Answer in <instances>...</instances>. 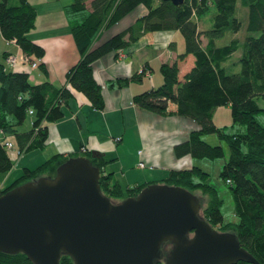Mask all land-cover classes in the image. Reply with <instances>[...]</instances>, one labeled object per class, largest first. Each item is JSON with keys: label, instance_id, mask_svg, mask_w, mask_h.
<instances>
[{"label": "trees", "instance_id": "obj_1", "mask_svg": "<svg viewBox=\"0 0 264 264\" xmlns=\"http://www.w3.org/2000/svg\"><path fill=\"white\" fill-rule=\"evenodd\" d=\"M239 1L248 11V24L243 34V23L236 17ZM10 2L0 0V33L6 41H15L27 56L44 58V49L28 36L36 25L37 9L30 0H19L17 4ZM141 5L147 8V13L132 28L94 46L103 29H110ZM211 10L216 12L212 27L204 30L200 22ZM65 13L80 52L78 63L67 72V85L57 88L49 81L33 85L27 72L11 71L5 63H0V132L18 141L21 153L43 147L49 134L46 124L64 118L62 105L74 96L69 85L85 94L96 110L105 108L103 86L96 82L93 72L94 63L101 57L121 50L145 33L180 31L185 39V52L177 56L176 62L161 66L164 80L161 86L135 95L133 103L162 116L170 115V108L175 106L178 115L197 123L198 128L191 132L189 139L176 146V155L180 157L223 159L222 146L207 143L203 139L205 134H216L220 141L228 143L230 156L220 178L233 196L236 220L224 218L221 208L224 199L218 188L209 183L211 175L200 166L171 170L160 182L207 197L205 202L202 200L201 217L220 232H234L241 247L264 264V125L257 119L259 114L264 115V109L257 101L258 98L264 100V0H185L182 5L165 0H73L65 6ZM231 34L241 36L229 39ZM202 36L207 41L206 46ZM235 52L241 55V71L229 75L223 65ZM8 55L4 53L3 57ZM188 55L196 57V62L181 81L179 62L186 60ZM41 68L46 72L44 65ZM129 82L123 79L119 81V87ZM223 106L232 110L234 132L228 131L227 127L219 128L213 121L216 110ZM31 109L34 111L33 128L28 133L20 132L17 127L27 120ZM90 159L101 169L108 162L99 153ZM66 161L55 156L35 170L25 169L19 180L0 188V195L42 176L54 177L56 169ZM13 167L10 152L0 138V174L8 175ZM100 180L101 191L114 203L138 196L148 186L124 190L112 174L103 171ZM60 263L74 264V261L64 255ZM0 264L34 262L24 253L8 255L0 251ZM236 264L249 263L240 261Z\"/></svg>", "mask_w": 264, "mask_h": 264}, {"label": "crops", "instance_id": "obj_2", "mask_svg": "<svg viewBox=\"0 0 264 264\" xmlns=\"http://www.w3.org/2000/svg\"><path fill=\"white\" fill-rule=\"evenodd\" d=\"M72 2L73 0H30L31 5L37 9L38 16L36 25L28 36L44 49L45 56L30 57L31 62L37 61L39 64L35 69L30 63L23 62L12 69L7 65L4 53L18 56L25 53L15 44H9L0 33V63H5L11 71L27 72L33 85L49 81L57 88L66 86L67 72L80 58L70 30V19L65 13V6ZM146 13L147 8L141 5L110 29H103L94 46L98 47L111 37L132 28ZM201 39L206 46V39L203 36ZM182 41L179 31L145 33L121 50L101 57L94 63L93 72L96 82L103 86L105 108L102 111L96 110L85 94L69 85L74 96L62 105L64 118L46 124L49 134L43 147L23 151L17 154L16 159L11 156L14 167L3 185H12L22 177L25 169L35 170L52 157L68 160L85 156L90 159L94 152L102 154L108 160L102 171L112 174L113 179L124 190L139 185L160 184L171 170L198 166L195 164L196 159L190 155L180 157L175 152L176 146L187 141L191 132L198 128L196 122L178 115L175 106L170 108V115L162 116L141 109L133 103L135 95L156 89L164 83L160 68L163 64L176 62L177 56L185 52L180 51ZM229 60L230 58L226 62ZM195 62L196 57L193 55H188L186 60L179 62L181 81L185 80V75L193 69ZM41 65L45 66L46 72ZM123 79L130 82L121 88L119 81ZM33 115L29 114L32 118L30 128L27 131L19 130L20 132L28 133L32 130ZM213 121L220 127L216 114ZM232 123L233 121L230 124ZM9 137L18 150V141ZM140 164H144V167H140Z\"/></svg>", "mask_w": 264, "mask_h": 264}, {"label": "water", "instance_id": "obj_3", "mask_svg": "<svg viewBox=\"0 0 264 264\" xmlns=\"http://www.w3.org/2000/svg\"><path fill=\"white\" fill-rule=\"evenodd\" d=\"M55 172L0 195L1 252L24 253L34 264H61L64 255L74 264H158L172 245L165 264H261L234 232L201 217V198L186 188L149 184L114 203L88 157H72Z\"/></svg>", "mask_w": 264, "mask_h": 264}, {"label": "rangeland", "instance_id": "obj_4", "mask_svg": "<svg viewBox=\"0 0 264 264\" xmlns=\"http://www.w3.org/2000/svg\"><path fill=\"white\" fill-rule=\"evenodd\" d=\"M10 3L17 4L19 3V0H11ZM236 11H237L236 17L238 18L239 21L243 23V29L241 30V33L243 34V31L246 29V26L248 24L247 22L248 11L241 4L240 1L237 4ZM215 14L216 12L214 10H211L207 13V15L203 16V19L200 22L202 29L208 30L212 27V24H213L212 20ZM179 35L181 36L183 40L182 41L183 43L180 45L181 46L180 51H184L186 50L185 39H184V36L180 33V31H179ZM234 36H236L237 38V37H240V34L239 35L231 34L230 38H233ZM240 56H241L240 52H235L234 54H232L230 60L223 65L226 68L227 74L231 75V73H239L241 71V65H239ZM257 101H258L259 106L264 109V100L262 98H258ZM215 114L217 116V121L220 124L219 128L227 127L228 131L234 132L235 128L234 129L231 128L233 123L232 125L230 124L233 121L232 120V110L230 109V107L223 106L222 108H219L218 111L216 110ZM31 119L32 118H30V116L28 115L27 120L24 123H22L20 126H18V130L27 131V129L30 128ZM257 119H259V121L264 125V115L263 114H259ZM203 139L207 143H210L211 145L222 146L225 156L223 159L214 160V161L208 160V159H203V160L196 159L195 164L200 166L202 169H204L206 172H208L211 175L209 183L218 188L220 197L224 199V203L221 206L224 218H226L227 221H235L236 218L234 217L233 196H231L229 186H227V184L225 185L224 182L220 178V172L222 171V168L225 165V162L229 159V156H230L228 143L226 141H220L216 134H212V135L205 134L203 136ZM11 156L14 159H16L18 157L17 152H12ZM9 175H10V172L8 173V175L0 174V188H3V187L5 188L3 183H4L5 178H7ZM12 180L14 179H11V181ZM196 195L199 198H201V200L204 199V202H205V199H207V197H203V195L200 192H198Z\"/></svg>", "mask_w": 264, "mask_h": 264}, {"label": "built area", "instance_id": "obj_5", "mask_svg": "<svg viewBox=\"0 0 264 264\" xmlns=\"http://www.w3.org/2000/svg\"><path fill=\"white\" fill-rule=\"evenodd\" d=\"M9 44H15V46H17V48L20 50V46L15 42H8ZM19 62H23V63H30L32 65V67L35 69L36 67L39 66V64L37 63V61L35 62H31L30 57L27 56L26 54H24L23 56H18V55H10L6 58V63L7 65H9L12 69H14V67H17V64ZM30 115L34 114V111L31 109L29 111ZM0 138L3 141V145L5 146V148L8 150V152H10V155L12 152H17V154H20L21 151L16 150V145L14 143V141L10 140V137L5 134L3 131L0 132ZM140 167H144V164H140ZM228 183H230V180H228Z\"/></svg>", "mask_w": 264, "mask_h": 264}, {"label": "flooded vegetation", "instance_id": "obj_6", "mask_svg": "<svg viewBox=\"0 0 264 264\" xmlns=\"http://www.w3.org/2000/svg\"><path fill=\"white\" fill-rule=\"evenodd\" d=\"M168 248H170V249H168ZM172 248H173L172 245H171V246L166 245V246L162 249V254H163V258H162V260H163V262H164L166 256L169 255V252L172 250Z\"/></svg>", "mask_w": 264, "mask_h": 264}]
</instances>
